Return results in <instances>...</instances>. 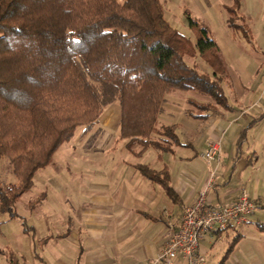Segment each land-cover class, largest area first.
<instances>
[{"label":"trees","instance_id":"obj_1","mask_svg":"<svg viewBox=\"0 0 264 264\" xmlns=\"http://www.w3.org/2000/svg\"><path fill=\"white\" fill-rule=\"evenodd\" d=\"M238 4L229 9L234 17ZM198 28L199 53H212L219 71L215 42ZM184 41L165 19L161 0H0V158L17 180L0 183V213L21 218L15 203L38 171L79 129L90 131L113 102L120 104L119 138L130 150L138 144L139 154L181 145L176 123L155 126L171 90L212 99L187 98L195 118H206L214 106L229 108L222 75L199 72L177 55ZM136 168L176 199L167 169ZM257 227L264 230V223Z\"/></svg>","mask_w":264,"mask_h":264},{"label":"crops","instance_id":"obj_2","mask_svg":"<svg viewBox=\"0 0 264 264\" xmlns=\"http://www.w3.org/2000/svg\"><path fill=\"white\" fill-rule=\"evenodd\" d=\"M216 107L206 118H196L206 121L201 129L204 130L202 140L187 134V140L181 141L176 133L178 122H175V133L181 145L172 146L173 152L148 147L139 154L138 144L130 150L126 140L119 138V102L107 105L95 126L88 132L79 129L70 141L62 144L65 149L61 153L58 149L62 145L55 151L51 162L62 166L68 157L76 158L65 170L70 171L72 167L78 173L77 193L87 194L89 198L82 201L80 207L76 203L78 212L61 213L47 206L49 196L42 192L39 201L28 203L25 213L17 211L21 218L7 215L0 220L1 225L20 219L24 226L14 234L10 230L5 234L0 229V237H3L0 240V264H153L166 240L168 223H177L182 208L203 190H206L205 198L211 205L233 203L244 190L255 207L246 222L203 235L198 246L202 256L200 264H264V230L257 227L258 223H264L261 216L264 174L261 179L254 177L258 168L256 146L250 151L249 146L242 149L251 126L246 124L241 130L238 126L247 112L240 110L236 117H226ZM233 108L230 104L229 108L223 109ZM161 112L157 120H164L169 114L166 110ZM163 125L166 124L159 128ZM209 139L220 141V152L208 165L213 167V176L202 177L192 167L187 170L184 166L175 176L174 166L166 155L181 160L199 157ZM56 154L58 159H55ZM137 164H147L158 171L167 169L176 199L172 200L159 183L143 176L137 170ZM33 187L34 182L31 189ZM74 200L76 202L78 198ZM170 264L187 263L177 258Z\"/></svg>","mask_w":264,"mask_h":264},{"label":"rangeland","instance_id":"obj_3","mask_svg":"<svg viewBox=\"0 0 264 264\" xmlns=\"http://www.w3.org/2000/svg\"><path fill=\"white\" fill-rule=\"evenodd\" d=\"M161 2L165 19L185 40L182 46L185 49L182 47V49H178L177 55L181 54L182 59L199 72L208 74L217 72L222 75L223 90L228 103L234 108L227 111L219 106L216 108L226 117L227 115L236 117L240 110L247 112L238 125L239 130L246 124L251 126L246 134L242 149L249 146L250 151L255 148L254 145L256 146L258 168L257 172H254V177L261 179L264 174V0H238L236 17L229 11L234 6V0H161ZM189 17L199 26L190 25ZM200 26L206 29L208 37L215 42L213 54L221 62L219 71L209 61V56L212 53L205 57L199 53L196 39ZM187 98L214 103L210 97L196 91L171 90L165 96L161 112L166 110L169 111V114L165 115V121L159 120V118L155 126L159 128L161 124L169 125L178 122L176 133L181 141H186L189 136L200 141L204 138V130L201 129L206 125V121L189 115V112L195 111V109L187 103ZM210 116H213V111ZM179 123L181 128H179ZM63 145L62 148H59L61 150L58 149L60 153L65 149ZM56 156L55 159H58ZM166 158L168 162H172L176 172L175 176L181 166L187 170L192 167L200 176L204 177L205 175V178L213 176V167H208L212 162L208 164L200 157L193 156L189 160H181L177 156L173 158L166 155ZM75 159L68 157L62 166H55L51 163L38 171L34 179L35 187L28 190L29 192H25L16 201L17 211L21 214L25 213L28 203L33 204V202L39 201L38 195L44 192V196H49L47 206L52 211L61 213L68 211L71 214L74 211L78 212L80 203L89 197L87 194L85 196V194L77 193L79 189L78 173L72 167L70 171L65 170L66 166L74 164ZM10 169L11 166L7 158H0V183L4 187L17 182ZM48 183L51 185L49 186ZM261 188L264 191V186ZM39 196L41 197V195ZM76 198L78 200L75 202ZM76 203H79L78 208H76ZM6 216V213H0V220ZM261 216L264 218V211ZM22 227L24 226L20 219H12L8 223L0 225L1 231L5 234L8 230L14 234L17 229L21 231ZM1 238L3 239L0 237V240ZM12 256L15 257L14 254Z\"/></svg>","mask_w":264,"mask_h":264},{"label":"built area","instance_id":"obj_4","mask_svg":"<svg viewBox=\"0 0 264 264\" xmlns=\"http://www.w3.org/2000/svg\"><path fill=\"white\" fill-rule=\"evenodd\" d=\"M220 152V141L209 139L206 147L199 152V157L206 163L215 160ZM206 190L190 204H186L177 223H168L166 240L158 251L153 264H170L177 258L187 264H200L202 256L198 246L203 235L208 231H223L228 226L246 222L253 212L254 204L242 190L237 201L224 205H211L205 198Z\"/></svg>","mask_w":264,"mask_h":264}]
</instances>
